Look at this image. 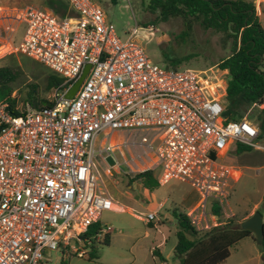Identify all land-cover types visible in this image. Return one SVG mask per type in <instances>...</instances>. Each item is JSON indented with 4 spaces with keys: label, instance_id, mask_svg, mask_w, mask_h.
<instances>
[{
    "label": "built area",
    "instance_id": "2783aa9c",
    "mask_svg": "<svg viewBox=\"0 0 264 264\" xmlns=\"http://www.w3.org/2000/svg\"><path fill=\"white\" fill-rule=\"evenodd\" d=\"M64 1L73 15L32 6L13 12L24 26L14 52L64 81L48 107L27 105L14 115L0 103V264H44L55 251L88 257L99 238L85 234L113 209L99 187L96 159L106 163L129 146L114 142L116 134L143 133L137 145L150 152L159 186L175 180L195 189L201 201L187 215L206 228L215 218L211 201L223 209L233 180L218 159L237 145L255 147L260 136L248 116L225 115L226 70L161 69L131 42L136 27L121 42L92 0ZM86 65L85 79L66 100ZM142 217L155 220L153 213Z\"/></svg>",
    "mask_w": 264,
    "mask_h": 264
},
{
    "label": "rangeland",
    "instance_id": "374dc122",
    "mask_svg": "<svg viewBox=\"0 0 264 264\" xmlns=\"http://www.w3.org/2000/svg\"><path fill=\"white\" fill-rule=\"evenodd\" d=\"M92 1L113 25L121 42L128 40L131 29L136 27L137 34L131 42L139 46L149 61L161 69H167L169 62L176 61L179 70L207 71L217 66L231 52V45L223 44L220 35L203 30L198 25L193 26L188 36H182V21L169 19L161 22L157 13L151 14L145 9L149 0H117L115 4L110 0ZM63 3L64 0H0V10H6L5 13L13 10L10 13L13 17V12L24 6L53 12L51 8L59 9ZM23 31L24 26L18 25L11 37L14 45ZM0 50V67H11L18 73L9 85L10 90H13L11 97L15 99L17 111L21 113L26 109V96L51 101L54 89L49 86L48 77L51 75L61 84L64 81L62 76L23 54L5 47ZM6 94L5 90L0 91V103ZM262 108L250 109L248 113L259 114L264 125V113H260ZM259 133V138L254 141L255 147H251L250 152L242 155L228 153L224 159L219 160L222 164L233 166L240 177L236 181H227L228 196L225 207L221 209L220 219L208 218V228L203 223L195 226L197 230L206 231L222 226L229 220L239 225L256 210L264 218V132L259 129ZM142 135L133 133L128 136L122 132L113 137L114 142L126 140L129 144L120 152L111 154L114 166L104 163L102 157L96 159L99 187L111 198L114 206L112 210L102 212L98 219L102 232L98 234L99 241L95 244L97 258L90 261L74 255L63 258L60 252L55 251L45 255L47 261L44 264H127L134 256L139 259L141 254V259L147 262L150 261V255L144 250L146 234L151 235L152 239L153 235H157V240H160V235H164V264H180L174 257L177 225L171 213L174 210L189 213L200 197L189 184L175 180L155 189L152 192L154 198L150 194L145 196L143 188L137 183H130L129 179L135 174L151 169L150 152L137 145ZM102 138L100 136L99 140ZM235 179L237 175H234ZM160 202L164 207L155 220L151 223L142 221V216L155 211ZM118 208L123 211H118ZM106 234L108 244L103 242ZM220 264H264V253L255 241L247 237L233 245L229 249V257Z\"/></svg>",
    "mask_w": 264,
    "mask_h": 264
},
{
    "label": "trees",
    "instance_id": "16d2710c",
    "mask_svg": "<svg viewBox=\"0 0 264 264\" xmlns=\"http://www.w3.org/2000/svg\"><path fill=\"white\" fill-rule=\"evenodd\" d=\"M110 2L115 4L117 0H110ZM61 6L59 9L51 8L55 14L59 15L58 17L63 18L74 14L65 1ZM145 9L151 14L157 13L161 22L180 19L184 26L182 36H188L193 26L198 25L203 30L220 35L223 44L231 45L230 54L218 64L221 70H226L228 73L225 115L232 120L247 115L251 121L258 123L263 133L264 125L261 116L248 113L250 109L260 107H263L260 113H264V26L256 15L254 4L247 0H149ZM177 64L176 61H171L167 69L177 70ZM17 76L18 73L14 68L0 67V91L5 90L7 93L1 103H7L9 111L14 115H18V111L15 99L11 97L13 90H10L9 85ZM48 81L53 89L60 84L51 75ZM26 104L30 108L39 109L52 105V101L26 96ZM248 152L250 148L242 145L235 146L233 151L235 155ZM129 181L131 184L137 183L149 192L159 187L156 171L153 169L139 172ZM209 211L217 219L222 216V210L216 201H211ZM171 214L177 225L174 257L180 264H220L229 257V249L237 242L247 237L254 241L252 233L242 231L240 224L236 225L232 220L222 226L199 231L187 214L177 210L172 211ZM100 230L102 228L97 223L85 236L99 234ZM103 242L108 244L107 234ZM91 243L90 252L86 258L88 261L97 258L95 252L97 242L91 241ZM259 247L264 253V236ZM153 256L160 264L164 263L158 251H153Z\"/></svg>",
    "mask_w": 264,
    "mask_h": 264
},
{
    "label": "crops",
    "instance_id": "0c3cea01",
    "mask_svg": "<svg viewBox=\"0 0 264 264\" xmlns=\"http://www.w3.org/2000/svg\"><path fill=\"white\" fill-rule=\"evenodd\" d=\"M254 4L255 6V10H256V15L258 16L260 22L263 24L264 26V0H252L250 1ZM6 11V10H5ZM4 10H0V48H9V50L11 51H14V49L16 48V46L18 45L21 37H22V34L21 36L19 37L18 39V42L16 45L13 44L12 40H11V37L12 35L14 34L16 28L18 25H20L21 23L17 22L16 20H14V18L12 17V14L11 10L10 13L6 12L5 13ZM235 147V146H234ZM234 147H232L226 154L222 155L219 159H218V162L219 160H222L224 159V157L229 153V154H234L233 151H234ZM107 158V157H106ZM105 158V160H106ZM220 163V162H219ZM221 165H224V166H228L231 168V174H232V178H233V181H236L239 179L240 175H238V171L235 170L233 168V166L231 165H225V164H222L220 163ZM234 175H237V179L234 180ZM129 189H132L131 186L128 187ZM143 191H144V195L145 196H149V194L151 196H153V193L152 192H149L148 190L144 189L143 188ZM196 191V190H195ZM197 192V191H196ZM198 193V192H197ZM199 195V200L198 202L194 205L193 209H196L197 206L199 205L200 201H201V196L200 194L198 193ZM154 198V196H153ZM184 201V200H183ZM114 207V206H113ZM163 203L160 202L158 205H157V208L155 211H153L152 213L155 214V217L156 215H158L159 211H161L163 209ZM190 210V212L192 211ZM118 211H123L122 208H118ZM189 212V213H190ZM255 212V211H254ZM187 213V214H189ZM264 219V218H263ZM142 220V219H141ZM143 221V220H142ZM161 234V233H160ZM157 235H153V239L151 238V235H144V239L147 240V242L145 243L144 245V250H147L146 252L150 255V261H143L141 258H142V254L139 256V259H137V256H134L130 261L127 262V264H160L158 261H157V258H155L153 256V251H158V253L161 255V257L164 259L163 257V250H162V246L164 244V242L166 241L165 239V236L164 235H160V240H157ZM131 250H132V247H131ZM141 259V260H140ZM164 264V263H162Z\"/></svg>",
    "mask_w": 264,
    "mask_h": 264
},
{
    "label": "water",
    "instance_id": "95a60500",
    "mask_svg": "<svg viewBox=\"0 0 264 264\" xmlns=\"http://www.w3.org/2000/svg\"><path fill=\"white\" fill-rule=\"evenodd\" d=\"M89 67H90L89 65L85 66L82 74L79 76L77 81L73 84V86L69 89V91L64 95V98L66 100H71L74 97L79 86L85 79L88 73ZM106 162L109 164V166L115 165V161L111 156H108L106 158ZM263 222H264L263 216L259 212L255 211L249 218L245 219L244 221L240 223V229L242 231H249L250 233H252V235L254 236L255 243L257 245H261L262 239L264 236Z\"/></svg>",
    "mask_w": 264,
    "mask_h": 264
},
{
    "label": "bare ground",
    "instance_id": "6f19581e",
    "mask_svg": "<svg viewBox=\"0 0 264 264\" xmlns=\"http://www.w3.org/2000/svg\"><path fill=\"white\" fill-rule=\"evenodd\" d=\"M9 49V48H8ZM2 54V51L0 50V55Z\"/></svg>",
    "mask_w": 264,
    "mask_h": 264
}]
</instances>
